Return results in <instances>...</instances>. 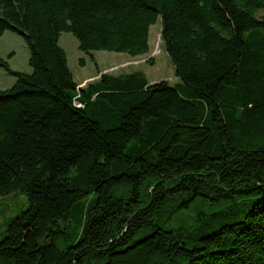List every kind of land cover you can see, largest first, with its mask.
Segmentation results:
<instances>
[{
	"label": "trees",
	"instance_id": "trees-1",
	"mask_svg": "<svg viewBox=\"0 0 264 264\" xmlns=\"http://www.w3.org/2000/svg\"><path fill=\"white\" fill-rule=\"evenodd\" d=\"M262 10L264 0H0V38L21 35L32 68L0 56L17 78L0 91V197L28 198L0 264H264ZM159 17L181 83L107 72L78 88L63 32L88 55L141 57Z\"/></svg>",
	"mask_w": 264,
	"mask_h": 264
},
{
	"label": "rangeland",
	"instance_id": "rangeland-1",
	"mask_svg": "<svg viewBox=\"0 0 264 264\" xmlns=\"http://www.w3.org/2000/svg\"><path fill=\"white\" fill-rule=\"evenodd\" d=\"M257 17H264V10L260 11ZM161 29L162 23L161 17H159L156 23L150 27V52L141 57H131L126 53L108 51H94L92 55H88L79 50L78 40L69 32L61 34L59 44L67 53L69 68L78 85L86 80L87 83L92 82L107 72L120 75L140 71L145 74L149 85L165 80L173 86L181 83V80L176 77L174 65L161 41ZM0 56L8 62L13 71L32 73V68L29 65V49L21 35L13 31H6L0 38ZM82 60L84 64H81ZM16 81L15 76L0 67V91L11 89ZM27 207L28 198L24 194L14 193L0 197V240L5 235L10 221L25 211ZM62 228L66 229L65 224H62ZM72 242L73 239L66 238L65 235H60L57 240L59 245Z\"/></svg>",
	"mask_w": 264,
	"mask_h": 264
},
{
	"label": "crops",
	"instance_id": "crops-1",
	"mask_svg": "<svg viewBox=\"0 0 264 264\" xmlns=\"http://www.w3.org/2000/svg\"><path fill=\"white\" fill-rule=\"evenodd\" d=\"M95 78H97V77H95ZM97 79H99V78H97ZM97 79H96V80H97ZM85 83H87V80L84 81V82H83L82 84H80L79 86H80V87H83V86L85 85Z\"/></svg>",
	"mask_w": 264,
	"mask_h": 264
},
{
	"label": "built area",
	"instance_id": "built-area-1",
	"mask_svg": "<svg viewBox=\"0 0 264 264\" xmlns=\"http://www.w3.org/2000/svg\"><path fill=\"white\" fill-rule=\"evenodd\" d=\"M156 53H158V51H156Z\"/></svg>",
	"mask_w": 264,
	"mask_h": 264
}]
</instances>
